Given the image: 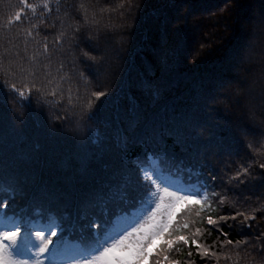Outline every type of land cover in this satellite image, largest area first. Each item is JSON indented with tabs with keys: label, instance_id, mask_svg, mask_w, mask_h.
Instances as JSON below:
<instances>
[{
	"label": "trees",
	"instance_id": "1",
	"mask_svg": "<svg viewBox=\"0 0 264 264\" xmlns=\"http://www.w3.org/2000/svg\"><path fill=\"white\" fill-rule=\"evenodd\" d=\"M27 2L38 4L39 0ZM62 3L81 25L79 32L74 28L69 33L70 43L56 41L60 25L53 17H39L45 21L40 24L38 14L33 16L23 0H0V52H3V46H7L13 53L18 51L21 56H30L35 45L22 29L35 23L37 27L32 29L33 35L39 33L37 39L48 43L50 50L55 51L59 44L65 49H73L77 53L75 70L84 73V79L75 77L71 57L65 59L57 52L51 57V68L42 69L50 70L56 76L53 84L48 86L49 90H56V95L38 99L34 94L27 101L10 93L0 75V152L9 160L37 155L55 167H68L72 162L68 157L75 153L78 144L87 143L85 151L87 155L90 153L89 158L101 161L96 152L107 156V165L99 175L106 181L119 184L121 177L115 172L113 158L134 110L157 123L184 118L194 133L199 128L204 130V136L216 133L227 138L232 155L221 154L214 144L202 149L198 158L174 148L172 154L175 158L172 160L159 152L153 157L159 166L175 176L191 168L209 181V169H214L218 178L210 182L216 185V191L224 187L241 196L250 195L253 206L264 202V170L257 167L255 179L239 187L235 182L228 183L240 163L251 157L247 141L259 143L264 139V0H141L143 8L134 10L126 20H120L117 13L108 12L103 14L100 25L89 27L83 26L82 15L75 10L79 0H67V3L62 0ZM98 3L105 8L115 7L119 0H98ZM55 7L53 4V9ZM17 12H21L20 21H15ZM109 17L112 26L104 28ZM9 20L13 23L9 24ZM53 23L55 27L49 26ZM97 27L101 29L98 33L100 40L98 46H94L88 36L97 34ZM44 37H47L46 41ZM25 39L30 41L27 53L24 52ZM13 45L17 47L13 48ZM81 49L91 55L102 54L103 62L94 63L79 56ZM162 57L178 63L175 71L158 80ZM39 59L43 61V57ZM60 60H64V67L57 73ZM60 76L65 79L60 80ZM148 81L161 84L158 96L149 95L144 87ZM105 85L112 95L97 102V119L89 120L88 114H81V106L91 91ZM93 140L97 142L93 143ZM58 144L61 145L58 147ZM52 146L58 152L56 155L52 153ZM64 146L68 148L67 154L63 153ZM133 176L139 181V173ZM187 177L185 172L184 178ZM12 183V173L0 170V188ZM113 192L105 203L89 206L79 199L53 200L42 193L31 198L29 185V196L18 198L17 206L13 205L15 208L7 211L40 224L53 221L60 224L65 228V244L62 246L65 248L62 254H65L72 245L77 249L93 237L101 241L113 237L142 217L145 207L143 189H129L126 198L116 188ZM233 192L228 195L231 197ZM3 195L5 193L0 192V196ZM214 207L217 211L209 213L213 218L230 214L227 207ZM256 215L261 226L259 230L264 231V219H261L264 214ZM229 223L233 225L231 229L222 225L227 237L211 231L206 222L196 225L209 229L197 239L219 254L218 261L202 260L195 246H190L193 255L188 257L189 246L182 245V251L171 258L180 264L189 259L194 264H257L261 261L264 246L248 247L249 255L244 256L241 252L239 259L232 246H221L226 239L234 242L250 239L261 244L254 239L255 227L250 231L242 229L238 222ZM77 254L76 250L59 259L63 264Z\"/></svg>",
	"mask_w": 264,
	"mask_h": 264
},
{
	"label": "snow or ice",
	"instance_id": "2",
	"mask_svg": "<svg viewBox=\"0 0 264 264\" xmlns=\"http://www.w3.org/2000/svg\"><path fill=\"white\" fill-rule=\"evenodd\" d=\"M25 7L33 16L53 17L59 22V31L56 41L70 43L69 33L75 28L79 32V25L71 11L64 6L62 0H39V3H28L23 0ZM67 3V0H64ZM53 4L56 5L53 9ZM141 0H119L115 7H102L98 0H79L75 5L77 13L82 15L83 26H98L104 20V13L114 12L120 20L124 21L131 17L136 9H142ZM39 10V12H38ZM127 14V15H126ZM21 20V12L15 14V21ZM39 19L40 24H44ZM13 23L12 20L8 21ZM161 23H163L161 21ZM55 27V23L49 25ZM104 28L112 26L111 17ZM37 24H31L30 28L22 29L27 37H31V43L35 45L30 56H21L20 52L13 53L12 49L3 46L0 52V75L4 77L3 84L10 93L16 94L19 100L27 101L35 94L37 98L47 95H56V90H49L56 76L50 69L51 57L57 52L65 57H71L74 76L84 79V73L76 71L77 53L71 49H65L59 44L56 50H50L48 43L37 39L39 33L33 35L32 29ZM101 31L95 29L97 34H90L88 39L98 46ZM47 37H44V41ZM11 43V41H9ZM30 41L24 40V52L28 51ZM17 45H13V48ZM79 56L94 63H102L104 56L91 55L88 51L80 50ZM43 57V61L39 59ZM46 61V63L44 62ZM178 61L168 57H162L159 61L161 77L176 70ZM64 67V60H60L56 72L59 73ZM65 79L64 76L59 77ZM71 79V78H69ZM85 83H88L85 80ZM57 87L59 85L57 84ZM144 87L149 95L158 96L161 84L156 81H148ZM71 93V88H69ZM112 95L107 85L97 87L89 93L81 106V114H88L89 120H96L99 112L98 103ZM203 129L193 132L192 126L184 118L174 119L169 123H157L150 121L142 112L134 110V115L129 119L127 127L118 141V148L113 158L115 172L121 177L119 184L106 181L99 172L104 170L102 161L89 159L81 161L74 166L55 167L46 160H41L37 155L9 160L6 154L0 152V170L12 173L13 183L0 188L5 195L0 196V264H62L59 259L65 250V228L60 224H40L24 219L16 212L9 213L7 210L13 206V202L29 196V185L32 188V197L36 193H42L53 200L62 201L65 198L79 199L81 203L95 206L97 203H105L114 195L116 188L122 197L126 198L129 189H143L144 210L142 217L134 221L128 228L117 232L113 237L101 241L93 237L89 243L77 247L78 254L63 264H180L177 259L171 258L182 251V246H189L187 256L192 257L190 246H195L197 255L206 262L212 259L219 260V254L209 246L198 242V237L203 235L205 229L196 227L198 224L211 226V231L227 237L223 232L222 225L229 229L233 227L229 221L238 222L241 228L250 231L255 227L257 234L254 239L260 241L257 245L250 239L233 241L226 239L224 246H232L237 259L248 256L247 248L264 246V231H260L257 221V213L264 214V202L253 206L252 196L238 195L230 188L221 187L216 191V185L211 183L218 178L214 169H209V179H202V173L188 168L181 171L179 176L166 172L158 162L153 159L159 152L166 159H174L172 149L179 148L190 156L199 157L202 149L214 144L221 154L232 155L231 145L227 138L216 133L202 135ZM95 134V130H93ZM87 142V141H85ZM97 141L93 140V143ZM247 148L251 157L240 163L235 170V175L228 180L229 184L235 182V186L250 182L255 179V169L264 170V139L259 143L247 141ZM223 171V169H221ZM188 173L187 179L184 173ZM134 173H139V181L133 178ZM264 175V173H262ZM243 177V179H241ZM229 192H233L230 197ZM260 200V197H256ZM230 209V214H219L216 218L209 213L216 212L217 207ZM239 218V219H238ZM264 219V215L261 216ZM23 221V222H22ZM252 222H256L253 224ZM194 229V230H193ZM231 259V256H228ZM185 264H194L192 260H186ZM257 264H264V258Z\"/></svg>",
	"mask_w": 264,
	"mask_h": 264
},
{
	"label": "rangeland",
	"instance_id": "3",
	"mask_svg": "<svg viewBox=\"0 0 264 264\" xmlns=\"http://www.w3.org/2000/svg\"><path fill=\"white\" fill-rule=\"evenodd\" d=\"M61 144H58V147L60 146ZM86 145L87 143H79L78 144V147H76L77 149L75 150V153L71 156V157H68L69 159H71V165L69 166H74L75 164H77L78 162H81V161H86V160H89L91 159V157L89 158V154L87 155L86 153ZM54 146H52V153L53 154H57L58 152H56V150L53 148ZM56 148V147H55ZM69 151H68V148H66L65 146L63 147V153L67 154ZM92 154V153H91ZM86 155H87V158H86ZM96 157L99 158L103 165H107V156L102 154V153H98L96 152ZM68 166V167H69ZM2 175H6L5 173H2ZM134 178V176H133ZM136 180V178H134ZM115 180V179H114ZM13 205L14 206H17V204L15 202H13ZM14 206H12L13 208H15ZM74 252V249L72 248V250L69 251V253H72Z\"/></svg>",
	"mask_w": 264,
	"mask_h": 264
},
{
	"label": "bare ground",
	"instance_id": "4",
	"mask_svg": "<svg viewBox=\"0 0 264 264\" xmlns=\"http://www.w3.org/2000/svg\"><path fill=\"white\" fill-rule=\"evenodd\" d=\"M64 254H61V256L63 257Z\"/></svg>",
	"mask_w": 264,
	"mask_h": 264
}]
</instances>
